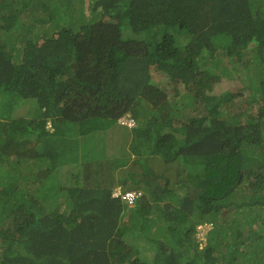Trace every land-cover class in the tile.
Instances as JSON below:
<instances>
[{
    "label": "trees",
    "instance_id": "16d2710c",
    "mask_svg": "<svg viewBox=\"0 0 264 264\" xmlns=\"http://www.w3.org/2000/svg\"><path fill=\"white\" fill-rule=\"evenodd\" d=\"M0 264H264V0H0Z\"/></svg>",
    "mask_w": 264,
    "mask_h": 264
},
{
    "label": "rangeland",
    "instance_id": "374dc122",
    "mask_svg": "<svg viewBox=\"0 0 264 264\" xmlns=\"http://www.w3.org/2000/svg\"><path fill=\"white\" fill-rule=\"evenodd\" d=\"M3 45H4V43H3ZM245 59L247 61V57H245ZM242 60L244 61V58ZM249 73H250V75H255L257 73V71L254 69V65H253V67H251ZM151 76H152V79L154 78L153 82L156 85H159L160 88H162V86H164V85H167L168 89L177 90L178 94L176 95V93H174L170 97V98L173 99V102L180 103L179 100L182 99V97H185L187 90L184 88V86L178 80L173 81L171 79V77H170L169 81L164 82V81H162V79L166 77V74H164L162 72H159L157 70H153L152 73H151ZM220 86H222V87H220V91H225V90L236 91V90H238L240 88L239 82L233 81L232 79H229V78H227L225 76H223V82L220 84ZM32 106H35L36 109L38 110V108L34 104V102H31V114H34V113L37 114V112L34 111V108ZM198 111H199L198 108L193 110V115L196 114ZM93 125L97 127L96 124H93ZM108 133H109V131H107L105 133V135L107 134V137L109 138L111 135L108 136ZM129 191H133V189L129 190ZM209 229H210V226H202V227L200 226V227L197 228L198 236L200 238V241L203 243L202 246H205V244H206V234L209 231ZM151 250H152V252H154L153 248H151Z\"/></svg>",
    "mask_w": 264,
    "mask_h": 264
},
{
    "label": "built area",
    "instance_id": "2783aa9c",
    "mask_svg": "<svg viewBox=\"0 0 264 264\" xmlns=\"http://www.w3.org/2000/svg\"><path fill=\"white\" fill-rule=\"evenodd\" d=\"M124 191L125 190H123L122 188H119L117 190V194H118L117 197L121 196L124 201L129 203L130 206H133L135 201L140 196V193H137V192H134V191H127V192H124Z\"/></svg>",
    "mask_w": 264,
    "mask_h": 264
},
{
    "label": "clouds",
    "instance_id": "9594fccd",
    "mask_svg": "<svg viewBox=\"0 0 264 264\" xmlns=\"http://www.w3.org/2000/svg\"><path fill=\"white\" fill-rule=\"evenodd\" d=\"M135 120L132 119L130 116H125V117H122L120 120H119V124L121 125H127L129 128H134L136 126V123L134 122ZM133 123V124H132ZM134 191V190H133ZM134 192H137L139 193L138 191H134ZM117 191H115V196L117 197ZM141 197V194L140 196L138 197L137 200H139V198ZM136 200V201H137ZM135 201V203H136ZM126 202V201H125ZM135 203L133 204V207L135 205ZM129 205V203H127ZM130 206V205H129ZM202 227V226H201ZM200 229V228H199Z\"/></svg>",
    "mask_w": 264,
    "mask_h": 264
}]
</instances>
